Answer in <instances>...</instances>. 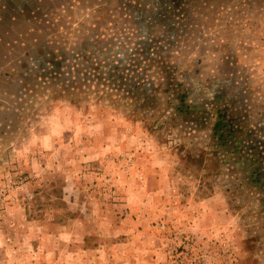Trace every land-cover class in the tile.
Returning <instances> with one entry per match:
<instances>
[{
    "label": "rangeland",
    "instance_id": "1",
    "mask_svg": "<svg viewBox=\"0 0 264 264\" xmlns=\"http://www.w3.org/2000/svg\"><path fill=\"white\" fill-rule=\"evenodd\" d=\"M38 8L0 23V264H264V0Z\"/></svg>",
    "mask_w": 264,
    "mask_h": 264
},
{
    "label": "crops",
    "instance_id": "2",
    "mask_svg": "<svg viewBox=\"0 0 264 264\" xmlns=\"http://www.w3.org/2000/svg\"><path fill=\"white\" fill-rule=\"evenodd\" d=\"M38 4L39 0H0V23L7 21L13 24L20 19L18 13H26L25 16L30 21L29 27L32 29L34 26L37 29Z\"/></svg>",
    "mask_w": 264,
    "mask_h": 264
},
{
    "label": "trees",
    "instance_id": "3",
    "mask_svg": "<svg viewBox=\"0 0 264 264\" xmlns=\"http://www.w3.org/2000/svg\"><path fill=\"white\" fill-rule=\"evenodd\" d=\"M218 125H219L218 123H215V127H216V128H218Z\"/></svg>",
    "mask_w": 264,
    "mask_h": 264
}]
</instances>
